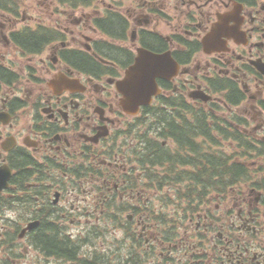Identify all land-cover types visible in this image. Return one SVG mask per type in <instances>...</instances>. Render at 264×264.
Masks as SVG:
<instances>
[{"label":"flooded vegetation","instance_id":"obj_1","mask_svg":"<svg viewBox=\"0 0 264 264\" xmlns=\"http://www.w3.org/2000/svg\"><path fill=\"white\" fill-rule=\"evenodd\" d=\"M37 9L0 0V264H264V0Z\"/></svg>","mask_w":264,"mask_h":264},{"label":"water","instance_id":"obj_2","mask_svg":"<svg viewBox=\"0 0 264 264\" xmlns=\"http://www.w3.org/2000/svg\"><path fill=\"white\" fill-rule=\"evenodd\" d=\"M226 29V21L222 20L218 24L213 32L204 40L205 45L207 46L214 40H217L220 35L224 33ZM221 31V33H220ZM143 59V56H142ZM159 57L154 58V64H150L149 67H145V70H137L138 67L134 68L129 74L124 83L121 84L120 90L125 95L123 103L126 105H132L135 109L139 108L142 104H148L151 100L153 94H155L156 83L155 79L158 76H161L163 73L162 66H159L157 62ZM162 59V57H160ZM37 223H34L31 228L37 226Z\"/></svg>","mask_w":264,"mask_h":264},{"label":"trees","instance_id":"obj_3","mask_svg":"<svg viewBox=\"0 0 264 264\" xmlns=\"http://www.w3.org/2000/svg\"><path fill=\"white\" fill-rule=\"evenodd\" d=\"M115 23H116L115 29L118 31L120 28V25H117L118 22H115ZM217 167L218 166L210 165L211 169L209 170V172L211 173V171H215ZM223 168L225 171L231 170V168H229L227 165H224ZM41 237H38V244L40 246H47L48 253L56 254L57 256H61L62 252L64 251V248L67 246L69 242L68 239H65L64 242H61V241H58L57 238L49 239L46 236L45 237L43 236L42 238ZM75 257H77V254L75 255Z\"/></svg>","mask_w":264,"mask_h":264},{"label":"rangeland","instance_id":"obj_4","mask_svg":"<svg viewBox=\"0 0 264 264\" xmlns=\"http://www.w3.org/2000/svg\"><path fill=\"white\" fill-rule=\"evenodd\" d=\"M21 1V4L23 3V6L25 7V8H32L34 11H38V9H37V7L38 8H40L41 6L43 7V8H45V7H48L49 8V6H50V3H51V0H20ZM163 31L164 32H166V27L163 29ZM150 189H152V188H150ZM153 194H154V192L153 191H150L149 192V196H151L152 198H153ZM173 196V195H172ZM172 196H168V202L169 203H173V198H172ZM22 253H23V255H24V257H26L27 256V253L25 252V251H22ZM45 262V261H44ZM56 261H52V263L51 264H53V263H55ZM61 264V263H60Z\"/></svg>","mask_w":264,"mask_h":264}]
</instances>
